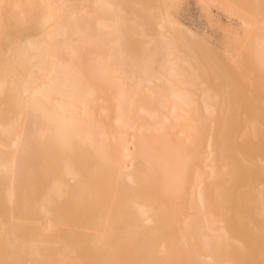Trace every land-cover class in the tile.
I'll use <instances>...</instances> for the list:
<instances>
[{"label": "bare ground", "instance_id": "obj_1", "mask_svg": "<svg viewBox=\"0 0 264 264\" xmlns=\"http://www.w3.org/2000/svg\"><path fill=\"white\" fill-rule=\"evenodd\" d=\"M182 1L28 0L8 24L0 264H264V0H195L218 44Z\"/></svg>", "mask_w": 264, "mask_h": 264}, {"label": "rangeland", "instance_id": "obj_2", "mask_svg": "<svg viewBox=\"0 0 264 264\" xmlns=\"http://www.w3.org/2000/svg\"><path fill=\"white\" fill-rule=\"evenodd\" d=\"M26 1L28 0H0V77L5 74L20 47L19 38L8 24L22 20L37 22L39 16L42 14V8L30 10ZM181 4V7L176 13L177 19H179L183 25L189 26L188 28H191L192 31L204 33L209 41H212L211 43L218 44L219 33L212 29L207 23L205 13L201 9V6L199 7V4L196 3L195 0H183ZM215 13L214 17L216 15L217 18L219 17L218 19L222 18V14L219 11H216ZM225 28L231 32L234 29L233 25H227L223 20L217 21L216 29L218 31H222ZM260 140L263 141L264 139ZM247 143L248 142H246V144ZM263 143L264 141L262 144ZM262 146L264 149V144ZM261 154L263 156V153ZM246 262H244V264H246ZM248 263L253 264L254 262L249 261Z\"/></svg>", "mask_w": 264, "mask_h": 264}, {"label": "crops", "instance_id": "obj_3", "mask_svg": "<svg viewBox=\"0 0 264 264\" xmlns=\"http://www.w3.org/2000/svg\"><path fill=\"white\" fill-rule=\"evenodd\" d=\"M32 264H79L73 260L64 257H46L33 262Z\"/></svg>", "mask_w": 264, "mask_h": 264}]
</instances>
